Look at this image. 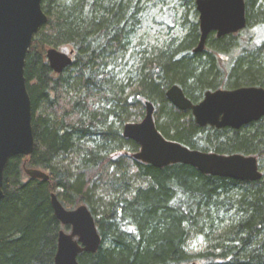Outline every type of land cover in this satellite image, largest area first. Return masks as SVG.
Returning <instances> with one entry per match:
<instances>
[{
    "label": "trees",
    "instance_id": "1",
    "mask_svg": "<svg viewBox=\"0 0 264 264\" xmlns=\"http://www.w3.org/2000/svg\"><path fill=\"white\" fill-rule=\"evenodd\" d=\"M176 1L190 11L183 19L188 31L158 49L134 48L133 65L118 80L111 67L130 51L145 8L162 1L42 0L47 23L24 67L35 144L3 173L0 264H54L59 233L69 228L56 219L52 194L66 210L86 206L102 238L79 264H264V117L238 131L200 128L165 96L173 85L193 104L207 91L264 89V0H244L246 28L221 39L210 34L200 54H193L200 35L195 0ZM169 22L175 23L171 13ZM62 47H71L72 64L57 75L45 54ZM146 102L165 140L253 156L261 180L134 160L139 146L122 130L143 120ZM25 169L41 170L48 180L30 179ZM197 238L204 248L193 252Z\"/></svg>",
    "mask_w": 264,
    "mask_h": 264
},
{
    "label": "water",
    "instance_id": "2",
    "mask_svg": "<svg viewBox=\"0 0 264 264\" xmlns=\"http://www.w3.org/2000/svg\"><path fill=\"white\" fill-rule=\"evenodd\" d=\"M41 2L0 0V201L3 173L9 160L29 157L34 150L32 105L24 67L35 35L47 23ZM194 4L200 35L193 54L204 51L210 34L221 39L246 28L244 0H195ZM45 58L57 75L72 64V52L66 55L51 48ZM165 96L177 110L190 111L200 128L238 131L264 117L263 88L207 91L197 104L191 103L176 85ZM153 112V105L146 102L143 120L123 127V138L139 146L138 152L132 155L134 160L156 169L177 164L189 166L202 175L238 182L261 180L262 173L253 156L205 153L165 140L155 127ZM24 172L30 179L48 180V175L41 170L25 169ZM51 207L60 224L69 228V232L59 233L54 264H79L81 254L98 251L102 238L86 206L66 210L52 194Z\"/></svg>",
    "mask_w": 264,
    "mask_h": 264
},
{
    "label": "rangeland",
    "instance_id": "3",
    "mask_svg": "<svg viewBox=\"0 0 264 264\" xmlns=\"http://www.w3.org/2000/svg\"><path fill=\"white\" fill-rule=\"evenodd\" d=\"M161 1L162 3L153 2L145 8L142 24L132 39L130 51L124 60L118 61V66L111 67V70L115 68L114 74L117 75L118 80H123L133 65L129 55L134 48L137 49L141 45L142 50L158 49L167 44L173 37H182L188 31L189 25L184 24L183 19L186 16L187 18L190 17V11L183 6L184 4L176 0ZM168 13L174 15V24L167 23ZM55 50L66 55L72 52L71 47H62ZM229 62L230 58L227 59L226 63ZM203 243L202 238L195 239L189 246L190 250L193 252L202 250V247L204 248Z\"/></svg>",
    "mask_w": 264,
    "mask_h": 264
}]
</instances>
